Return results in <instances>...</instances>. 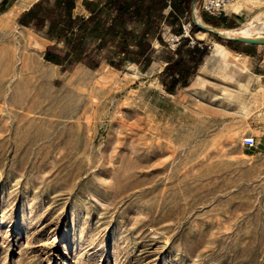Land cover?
<instances>
[{"label": "rangeland", "instance_id": "rangeland-1", "mask_svg": "<svg viewBox=\"0 0 264 264\" xmlns=\"http://www.w3.org/2000/svg\"><path fill=\"white\" fill-rule=\"evenodd\" d=\"M237 1L254 56L193 24L206 54L173 95L164 40L202 0L149 38L153 64L118 69L94 41L96 68L46 62L65 51L48 24L0 6V264H264V0Z\"/></svg>", "mask_w": 264, "mask_h": 264}, {"label": "trees", "instance_id": "trees-1", "mask_svg": "<svg viewBox=\"0 0 264 264\" xmlns=\"http://www.w3.org/2000/svg\"><path fill=\"white\" fill-rule=\"evenodd\" d=\"M196 0H104L99 2L84 1L83 5L90 13L88 17L75 16V0H54L48 6L46 0L33 4L18 18V25L42 28L48 24V34L65 48L63 53L56 49H47L44 60L56 66L64 67L76 63H88L96 68L98 63L92 60L95 54L110 46L118 57L112 66L117 69L127 62L150 66L153 62V47L149 38L158 37L161 23L178 21L185 13H190ZM169 10L165 15V11ZM142 27L139 33L132 28ZM180 25V24H179ZM180 32V29L177 31ZM193 32V30H192ZM228 48L238 51L230 41H223ZM90 41L96 43L90 50ZM207 50L195 46L188 47L184 41L173 55L167 58L161 74V84L168 94H175L178 89L189 85L190 78L199 68Z\"/></svg>", "mask_w": 264, "mask_h": 264}, {"label": "crops", "instance_id": "crops-1", "mask_svg": "<svg viewBox=\"0 0 264 264\" xmlns=\"http://www.w3.org/2000/svg\"><path fill=\"white\" fill-rule=\"evenodd\" d=\"M35 1H31V0H0V6H4V13L3 14H10V13H15V11H19L18 15H16L15 17V21L18 25V18L24 13L26 12L35 2ZM84 1H89V2H99L100 5H102L104 3V0H75V8L73 10V15L75 16H83V17H88L90 15V13L86 10V8L84 7L83 3ZM198 2V0L195 1V4ZM238 2V1H236ZM234 5L230 6L227 8L226 12H225V16L221 19H214V18H207V17H203L204 22L200 19L201 23L205 25V27L208 26V28H210V31H206L205 34H207L210 38H213V40H216V44H218L217 42H219L216 37L221 38L223 41H228L226 40L227 38L229 39H236V38H242V37H235L231 34H220L217 32V30H224L226 31H231V30H235L237 28H235V24L242 21L244 19L243 17V9L241 8V6L238 8L239 10L236 12L234 10ZM169 10H166L165 13L167 14ZM191 12V11H190ZM188 14V13H186ZM186 18L184 17V20ZM182 21V20H181ZM198 24H200L199 22H197ZM181 25V23H180ZM20 26V25H18ZM196 26V25H195ZM24 27V26H21ZM197 27V26H196ZM199 28V27H198ZM179 29V28H178ZM194 31V28H193ZM176 34H179L178 32H176ZM233 43V47L238 50L237 52L234 50H231L232 52H236L238 54H244V55H248V56H254V52L252 50L251 47H255V44H245L242 42H236V41H230ZM237 46L240 47H248L245 48V50H242V48L238 49ZM153 64V62L151 63ZM166 66V63H164V68Z\"/></svg>", "mask_w": 264, "mask_h": 264}, {"label": "built area", "instance_id": "built-area-1", "mask_svg": "<svg viewBox=\"0 0 264 264\" xmlns=\"http://www.w3.org/2000/svg\"><path fill=\"white\" fill-rule=\"evenodd\" d=\"M236 1L237 0H202L200 10L210 18L221 19L225 16L227 8L234 5ZM193 24L191 20H182L179 34L170 33L165 37L164 42L166 49L170 52H175L184 41H186L188 47L193 48L198 46L202 48L203 45L195 41L191 36L194 27ZM255 144L256 141L253 137L243 140V146L247 149L254 147Z\"/></svg>", "mask_w": 264, "mask_h": 264}, {"label": "bare ground", "instance_id": "bare-ground-1", "mask_svg": "<svg viewBox=\"0 0 264 264\" xmlns=\"http://www.w3.org/2000/svg\"><path fill=\"white\" fill-rule=\"evenodd\" d=\"M239 7H240V3L237 2V3L234 4L233 8L237 12L239 10L238 9ZM256 21H258L257 18L252 20V21H250V22L245 23L242 27L237 28L235 30L226 31V32L224 30H217V32L220 33V34H222V33L231 34V35H233L235 37L250 38L252 36L253 30L256 28L257 25H259L258 23H256ZM197 22H199L201 25L205 26L204 24L201 23L199 17L197 18ZM263 24L260 25L261 28H262V26L264 27ZM215 45L217 47V49L215 51L217 55H221L222 56L224 53L225 54H230V52L225 47H223L222 45H220V44H215Z\"/></svg>", "mask_w": 264, "mask_h": 264}, {"label": "water", "instance_id": "water-1", "mask_svg": "<svg viewBox=\"0 0 264 264\" xmlns=\"http://www.w3.org/2000/svg\"><path fill=\"white\" fill-rule=\"evenodd\" d=\"M194 4H195V2H194V3L192 4V6H191V11L193 10V6H194ZM192 21H193V23H194L197 27H199V28H201V29H203V30H206V31H210V30H211V29L208 28V27H205V26H203V25H201V24H198L197 21H196L195 16H192ZM226 40H228V41L242 42V43H245V44H258V43H259L258 40H252V39H249V38H236V39H229V38H227Z\"/></svg>", "mask_w": 264, "mask_h": 264}]
</instances>
